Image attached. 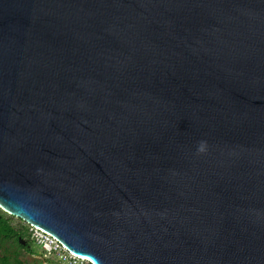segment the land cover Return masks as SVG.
<instances>
[{
  "label": "water",
  "instance_id": "1",
  "mask_svg": "<svg viewBox=\"0 0 264 264\" xmlns=\"http://www.w3.org/2000/svg\"><path fill=\"white\" fill-rule=\"evenodd\" d=\"M0 208L91 264H264V0H0Z\"/></svg>",
  "mask_w": 264,
  "mask_h": 264
},
{
  "label": "rangeland",
  "instance_id": "2",
  "mask_svg": "<svg viewBox=\"0 0 264 264\" xmlns=\"http://www.w3.org/2000/svg\"><path fill=\"white\" fill-rule=\"evenodd\" d=\"M3 214L18 228L26 229L27 235L20 239L25 246L19 248L20 257L31 264H90L86 259L78 258L66 250L53 237L34 228L18 217L12 216L2 210ZM17 243L7 240L3 243V249L13 250Z\"/></svg>",
  "mask_w": 264,
  "mask_h": 264
},
{
  "label": "trees",
  "instance_id": "3",
  "mask_svg": "<svg viewBox=\"0 0 264 264\" xmlns=\"http://www.w3.org/2000/svg\"><path fill=\"white\" fill-rule=\"evenodd\" d=\"M25 235H27V230L13 225L0 208V264H31L20 257L19 248L25 246L20 239ZM7 240L17 243L18 247L13 250L3 249V243Z\"/></svg>",
  "mask_w": 264,
  "mask_h": 264
},
{
  "label": "bare ground",
  "instance_id": "4",
  "mask_svg": "<svg viewBox=\"0 0 264 264\" xmlns=\"http://www.w3.org/2000/svg\"><path fill=\"white\" fill-rule=\"evenodd\" d=\"M75 256V255H74ZM81 259H84V258H81Z\"/></svg>",
  "mask_w": 264,
  "mask_h": 264
}]
</instances>
